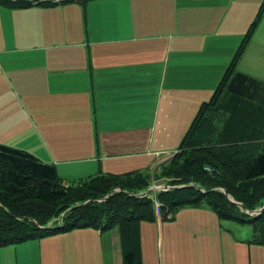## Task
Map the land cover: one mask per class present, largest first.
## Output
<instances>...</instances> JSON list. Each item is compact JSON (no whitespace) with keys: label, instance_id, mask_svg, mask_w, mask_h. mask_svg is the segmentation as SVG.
<instances>
[{"label":"crops","instance_id":"crops-1","mask_svg":"<svg viewBox=\"0 0 264 264\" xmlns=\"http://www.w3.org/2000/svg\"><path fill=\"white\" fill-rule=\"evenodd\" d=\"M135 1H71L27 8L0 4V144L54 164L65 182L100 172L148 173L145 170L152 171L155 164L160 168L177 152L174 142L185 134L184 124L175 120L165 132L171 111L179 112L181 103L185 107L186 100L212 86L240 39L212 54L214 63L207 66L200 59L196 66L192 55L208 51V40L198 44L194 39L211 35L212 13L218 11H204L202 33L192 29L175 41L164 34L158 49L148 44L156 41L141 28L142 13L130 9ZM156 2L179 6L211 0ZM259 26L238 68L261 59L256 39L264 20ZM181 35L189 40L181 42ZM239 71L248 74L244 68ZM178 72L184 80L177 79ZM251 76L264 81L263 76ZM156 138L166 142L165 149ZM158 221L154 234L149 229V238L141 235L143 264H248L252 253L256 258L259 244L235 235L216 217L195 221L202 229L184 235L188 250L170 242L166 231L172 222L160 216ZM115 236V246H102L100 258L123 264L120 237ZM35 254L46 257L47 248ZM83 257L93 260L91 254Z\"/></svg>","mask_w":264,"mask_h":264},{"label":"trees","instance_id":"trees-1","mask_svg":"<svg viewBox=\"0 0 264 264\" xmlns=\"http://www.w3.org/2000/svg\"><path fill=\"white\" fill-rule=\"evenodd\" d=\"M71 1L86 4L90 0H0V4L52 7ZM259 17L260 13L177 152L161 165V175L176 185L171 190L139 196L156 173L138 170L100 172L65 182L54 164L27 150L0 144V245L77 227L109 230L117 224L123 264H143L140 222L157 216L167 219L179 206L203 201L222 219L252 223L254 234L248 242L264 245V209L254 213L264 206V81L236 69L261 22ZM207 166L218 173L205 170Z\"/></svg>","mask_w":264,"mask_h":264},{"label":"rangeland","instance_id":"rangeland-1","mask_svg":"<svg viewBox=\"0 0 264 264\" xmlns=\"http://www.w3.org/2000/svg\"><path fill=\"white\" fill-rule=\"evenodd\" d=\"M263 4L264 0H211V2L208 4L204 2H185L178 6L176 4H161L156 2V0H139L131 3L130 9L133 11H140L142 13L140 26L142 30L146 32L147 37L154 38L156 41L155 43L148 42V44L154 45L158 49L161 47L159 42L165 40L159 39L160 36L164 34H168L169 36L173 37L175 41L178 39V37H180L179 34H185L192 29H195L193 33H202L203 30L201 29V26L205 19L204 11L209 13L213 12L214 10L218 11V13H212V18L214 19V28L210 30L211 35L209 37L196 36L194 39L198 44H202L205 39H207L208 51H202V53L193 54L191 60L192 63L198 66V62L201 59L204 65L208 66L209 64L215 62L214 58L209 57L216 53L220 47L224 45L227 46L231 40L237 42L240 39L237 46L238 49L252 23L257 20L259 13L260 21L262 22L264 20V9L261 11ZM192 18H196L197 21L189 22L188 20ZM216 27H218L219 33L216 32ZM259 27L251 35L250 42L254 39ZM182 36L183 35H181L180 38L181 42L189 40V38L185 39ZM256 40L257 48L261 51V59L250 60L244 63L243 67L239 66L238 68L237 65L236 69L241 70L244 68L250 75H260L264 77V26ZM236 51L234 52L233 56H231L232 58L234 57ZM232 58L229 59L225 71L228 68ZM224 73L221 75V71H218L212 86L210 88L204 87V89L202 91H198L193 98L186 100L185 107L181 103L179 112L177 110L171 111L168 118V124L164 128V131L168 133L170 125L175 120L178 124H184L185 134L182 138H179L176 140V142H174V145H177V149L180 147V144L182 143L186 133L196 118L202 103L209 101L212 98ZM171 75H173V71H171ZM177 79H185L182 72H178ZM156 141L162 144L163 148L165 149V141H162L159 138H156ZM152 149L154 150V147ZM156 168L157 164H155L152 171L145 170L149 174L156 173V175L151 179L152 183L150 186L145 191L138 193L139 196L145 193L149 188L152 189L148 195L154 194L155 192L161 190H171L176 187L175 184L170 182L169 178L161 175L162 171L160 168ZM213 168L214 169L211 168L212 172L218 173V169L215 167ZM183 185L184 184H179L178 187H182ZM192 186L197 187L195 184ZM197 188L200 189L199 187ZM116 190L121 191L122 189L116 188ZM221 190L227 195L229 201L232 203H237L234 197L228 193V191L225 189ZM99 200L103 201L101 199ZM159 205V202H156L157 211L159 210ZM181 206L172 212L174 213V216L171 215L167 219H164L163 217L162 218L164 222L170 221L173 223L172 227L166 231V235L170 239V242H176L186 250H188V248L184 235H191L201 231L202 225H198L195 222L201 218H218L220 223H223L226 227L232 230L235 235L242 236L243 240H249L254 234V226L252 223H242L233 220L222 219L218 216L212 205H210L207 201H203L199 204L187 203L185 206ZM158 222V216L153 220H142L139 225L140 236L145 234V236L149 238L147 232L149 233L150 229L151 233L154 234L155 229L158 227ZM146 223L150 225H148V229L145 230ZM115 234H119V226L117 224L109 230L102 231L98 227L87 226L73 228L68 231L46 237L28 239L19 243L0 245V264H63L64 261H66V264H111V261L105 262L103 258H100V249L102 246L107 245L114 247L116 244ZM43 247L47 248V254L46 257H41L40 259L36 257L35 252ZM171 249L173 252H175V254H179L176 252L175 244L171 245ZM164 250H166V244L160 247V252ZM141 252L143 257L142 241ZM83 254H91L93 256V260H86L83 257ZM263 262L264 245L259 244L256 246V258L255 256L253 257L252 253V257L249 256L248 264H263ZM173 264L179 263L174 262Z\"/></svg>","mask_w":264,"mask_h":264},{"label":"water","instance_id":"water-1","mask_svg":"<svg viewBox=\"0 0 264 264\" xmlns=\"http://www.w3.org/2000/svg\"><path fill=\"white\" fill-rule=\"evenodd\" d=\"M191 185H193V184H191ZM151 189H152V188H149V189H148L145 193H143L142 195H148V194L151 192ZM233 201H234V200H233ZM263 209H264V206H263L262 208L256 210L254 213H255V214H258V213L262 212ZM254 213H253V214H254Z\"/></svg>","mask_w":264,"mask_h":264},{"label":"bare ground","instance_id":"bare-ground-1","mask_svg":"<svg viewBox=\"0 0 264 264\" xmlns=\"http://www.w3.org/2000/svg\"><path fill=\"white\" fill-rule=\"evenodd\" d=\"M209 166L205 167V170L207 171H212L211 169H207ZM211 168V167H210Z\"/></svg>","mask_w":264,"mask_h":264},{"label":"built area","instance_id":"built-area-1","mask_svg":"<svg viewBox=\"0 0 264 264\" xmlns=\"http://www.w3.org/2000/svg\"><path fill=\"white\" fill-rule=\"evenodd\" d=\"M207 169H211L210 167H208Z\"/></svg>","mask_w":264,"mask_h":264}]
</instances>
